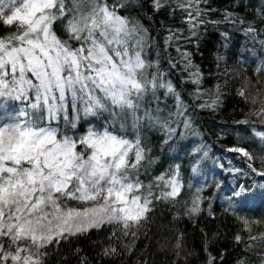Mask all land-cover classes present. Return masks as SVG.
<instances>
[{
    "label": "snow or ice",
    "instance_id": "snow-or-ice-1",
    "mask_svg": "<svg viewBox=\"0 0 264 264\" xmlns=\"http://www.w3.org/2000/svg\"><path fill=\"white\" fill-rule=\"evenodd\" d=\"M126 3L0 0V24L10 29L0 35V264H48L50 250L62 241L104 229L108 244L103 255H121V249L131 251L139 239L155 202L181 195L179 166L145 184L140 177L146 149L140 136L128 139L122 135L123 122L116 129V122L129 110L138 122L135 113L140 102L158 89L176 97L178 117L184 111L173 83L159 67L155 74L146 71L153 66L144 55L147 30L119 14ZM174 3L186 13L195 36V29L204 23L200 0ZM166 4L169 0H153L157 10ZM246 31L255 33L256 29ZM181 55L187 71L192 67L190 54ZM169 63L171 68L177 67L171 60ZM257 71L264 74V69ZM191 76L192 83L199 85L198 68ZM238 94L245 96L243 89ZM6 101H19L25 107L15 110L8 104L13 111L6 113ZM218 105L219 89L215 99L199 107ZM106 112V119H111L108 127L101 124L85 129L92 121L83 117ZM256 115L260 125L248 119L236 123L247 126L244 131L249 139L258 141L264 152V105ZM145 116L151 118L147 112ZM190 125L185 117L183 126ZM250 149V144L242 143L228 151L245 158L249 172L264 179V156L256 166L257 157ZM161 184L167 190L155 194L153 187ZM259 188L257 193L247 184H237L232 198L254 203L257 196H264V184ZM201 191L196 190L186 214L201 213ZM235 218L241 223V230L233 235L236 243L251 250L257 242H264V232L252 230L254 224L264 221L238 213ZM180 247L178 238L176 248Z\"/></svg>",
    "mask_w": 264,
    "mask_h": 264
},
{
    "label": "trees",
    "instance_id": "trees-1",
    "mask_svg": "<svg viewBox=\"0 0 264 264\" xmlns=\"http://www.w3.org/2000/svg\"><path fill=\"white\" fill-rule=\"evenodd\" d=\"M198 7L204 23L195 29V36L185 20L186 13L175 8L174 0L158 10L153 0H127L126 6L119 10L120 15L147 30L144 55L153 66L146 71L155 74L159 67L164 78L173 83L184 111L178 117L176 97L158 89L155 95L147 93L140 102L135 113L138 122H134L129 110L116 122V129L123 122L122 135L128 139L140 136L146 149L140 177L145 184L179 166L181 195L176 200L155 202L149 222L141 229L131 251L121 249V255H103L108 244L107 230H93L70 237L51 249L48 264H209L213 257L216 258L213 264H238L240 260L245 264H264V242H257L248 250L233 239L241 230V223L235 218L237 213L264 221V196H257L250 204L232 198L237 184H247L258 193L264 179L249 172L245 158L228 151L242 143L250 144L257 157L256 166L261 164L259 157L264 156L259 142L250 140L244 131L247 126L236 123L248 119L261 124L256 113L264 105V74L257 69H264V43H261L264 0H200ZM248 27L256 32L248 33ZM9 31V26L0 24V35ZM185 52L190 54L192 65L187 71V61L181 55ZM170 60L176 63V68L170 67ZM197 68L201 77L199 85L192 83L191 76ZM217 89L219 105L199 107L215 99ZM241 89L245 92L243 97L238 94ZM106 117H109L107 112L83 117L92 121L85 124V129L98 128L101 124L108 127L111 119ZM185 117L191 122L188 128L183 126ZM196 148L200 151L194 152ZM238 168L242 171L236 172ZM198 188L202 189L199 193L202 211L199 215H188L187 209L192 207ZM162 190L165 191L163 184L152 189L155 194ZM252 230L264 232V224H254Z\"/></svg>",
    "mask_w": 264,
    "mask_h": 264
},
{
    "label": "rangeland",
    "instance_id": "rangeland-1",
    "mask_svg": "<svg viewBox=\"0 0 264 264\" xmlns=\"http://www.w3.org/2000/svg\"><path fill=\"white\" fill-rule=\"evenodd\" d=\"M8 104H12V105H14L15 110H18L19 108H23L22 103L19 102V101H6L5 104H4V107H3V111L6 112V113H8V112H10V111H13L12 109H9V108L7 107ZM72 134H73V131H72L71 135H72ZM166 190H167V189L165 188V191H166Z\"/></svg>",
    "mask_w": 264,
    "mask_h": 264
}]
</instances>
